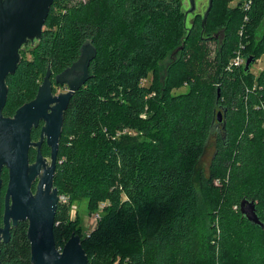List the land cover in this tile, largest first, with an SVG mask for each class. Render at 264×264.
<instances>
[{
  "label": "trees",
  "instance_id": "16d2710c",
  "mask_svg": "<svg viewBox=\"0 0 264 264\" xmlns=\"http://www.w3.org/2000/svg\"><path fill=\"white\" fill-rule=\"evenodd\" d=\"M226 1L213 0L203 30L199 16L186 27L182 0L53 2L31 59L5 79L2 115L33 99L46 72L53 80L91 41L90 78L69 101L58 144L53 186L65 198L54 219L58 250L74 234L88 264H264V66L256 77L226 69L239 50L264 60V0L233 8ZM217 27L223 40L213 64L185 60L190 42L216 41ZM178 46L180 58L158 88L157 63ZM150 72L154 83L142 85ZM184 84L187 93L170 95ZM219 107L224 131L213 123ZM1 179L5 191L6 169ZM80 199L89 213L104 204L85 236L69 217ZM243 199L255 203L263 228L240 214ZM27 229V221L11 228L2 264H32Z\"/></svg>",
  "mask_w": 264,
  "mask_h": 264
},
{
  "label": "water",
  "instance_id": "95a60500",
  "mask_svg": "<svg viewBox=\"0 0 264 264\" xmlns=\"http://www.w3.org/2000/svg\"><path fill=\"white\" fill-rule=\"evenodd\" d=\"M54 1L0 0V192L3 169L8 172L3 195L0 245L8 242L11 227L27 221L32 264H88L78 236L72 234L59 250L55 247L53 227L59 197L57 189L53 186V177L63 114L73 94L89 80V64L97 54L91 41L86 40L81 45L76 61L54 76V84L65 86V93L52 94L51 73L48 70L31 101L21 105L12 117L2 115L7 97L5 79L16 71L21 46L28 41L40 39ZM196 1L188 0L189 8L184 13L185 18L188 14L195 13ZM212 5L213 0H207V7L202 14V30ZM254 62L255 58L248 56L244 61V72H249V67ZM225 111V108L219 107L213 121L220 131L225 130L222 119V113ZM40 121L44 123L40 140L33 144L37 148L36 158L34 163L29 165L30 131L32 127H37ZM44 138L46 146L50 149L48 165L40 151ZM35 179L36 189L32 193L31 185ZM239 211L249 223L263 228L253 201L243 199L239 204Z\"/></svg>",
  "mask_w": 264,
  "mask_h": 264
},
{
  "label": "rangeland",
  "instance_id": "374dc122",
  "mask_svg": "<svg viewBox=\"0 0 264 264\" xmlns=\"http://www.w3.org/2000/svg\"><path fill=\"white\" fill-rule=\"evenodd\" d=\"M78 1L81 0H66V3L68 5H74ZM227 7H236L238 4V0H231L226 1ZM207 7V0H197L196 1V10L195 13L192 15L188 14L186 17V27L189 28L193 21L195 16L202 17L203 12L205 11V8ZM189 8L188 0H182V11H186ZM58 10V9H56ZM212 25V22L210 23V27ZM213 37H215L216 41L208 40L204 43L199 42H190L188 45V51L186 55L184 56L185 60H191L193 62V65L196 67L198 63H201L205 66V63L207 64H213L215 53L218 50V48L221 45V42L223 40V30L219 27H217V30L213 32ZM260 37V30L255 35L254 39L257 41ZM37 41L27 42L23 44L19 50V60L22 58L25 60H29L32 57L33 50L35 46L37 45ZM182 49V48H181ZM180 58V48L179 46L170 51L163 60L159 61L156 66V81L158 82V88H163L165 86V83L168 78L169 74V68L172 63L176 62ZM264 60L263 58L257 59L252 65L249 67V71L251 74L256 77L259 72L263 69L264 66ZM154 83V74L152 72L147 74V77L142 80V85L149 86ZM188 91V85L184 84L179 88L172 89L170 91V95H182L187 93ZM57 90H53V94H56ZM127 135L129 136H138V139L140 140L142 135L140 133H136L134 130L127 131ZM146 141V140H145ZM214 152L213 145H209L206 155L203 158V166L205 168L208 167L209 161L211 158V155ZM49 162V159H47ZM99 205V204H98ZM98 210V209H97ZM97 212V211H96ZM95 211L89 213L87 210V200L86 199H80L75 200L70 205V211H69V217L70 220L73 222L79 223V226L81 227L80 231L82 232V235H86L93 227L96 226L97 222L94 218ZM100 214V212H98Z\"/></svg>",
  "mask_w": 264,
  "mask_h": 264
},
{
  "label": "flooded vegetation",
  "instance_id": "af4514ba",
  "mask_svg": "<svg viewBox=\"0 0 264 264\" xmlns=\"http://www.w3.org/2000/svg\"><path fill=\"white\" fill-rule=\"evenodd\" d=\"M43 30V29H42ZM42 33V32H41ZM34 41H39V39L38 40H34ZM29 43L31 42V41H28ZM27 43V42H26ZM42 83V82H41ZM40 83V84H41ZM51 86H52V89L54 90H57V93L56 94H53V91H52V94L53 95H57V94H59V93H65L66 91H67V89H66V87L65 86H57V85H55L54 84V78H53V80H51ZM32 99H30V100H28V101H26V102H24V103H27V102H29V101H31ZM23 103V104H24ZM22 104V105H23ZM20 107V106H19ZM18 107V108H19ZM17 108V109H18ZM17 109H15L14 111H16ZM3 111V110H2ZM15 113V112H14ZM14 113L12 114V115H10V116H4V117H12L13 115H14ZM43 122L42 121H40L39 123H38V126L37 127H32V129H31V131H30V143H31V146L29 147V150H28V162H29V165H31V164H33L34 163V161H35V158H36V154H37V148L33 145V144H35V143H37L39 140H40V131H41V127L43 126ZM37 135V137L35 138V136ZM42 146H46V143H45V138H44V140H43V143L41 144V146H40V151H41V148H42ZM47 147V146H46ZM42 154V153H41ZM43 156V158H44V160H45V163L48 165L49 164V162L47 161V159H49V161H50V158H49V156H50V149H49V156H44V155H42ZM5 169V168H4ZM3 169V170H4ZM2 176V175H1ZM36 182H37V179H35V181L32 183V185H31V190H32V193H34L35 192V189H36ZM6 184H7V182H6ZM5 189H6V186H5ZM3 192H5V191H3V182H2V188H1V192H0V227H2L3 225H2V215H3V195H4V193ZM12 228V227H11ZM11 228H10V230H11ZM10 230H9V234H10Z\"/></svg>",
  "mask_w": 264,
  "mask_h": 264
},
{
  "label": "built area",
  "instance_id": "2783aa9c",
  "mask_svg": "<svg viewBox=\"0 0 264 264\" xmlns=\"http://www.w3.org/2000/svg\"><path fill=\"white\" fill-rule=\"evenodd\" d=\"M249 5H250V2H246L244 4V7H243V10L246 12L247 10H249ZM239 35L241 36L242 35V31H239ZM241 46V45H240ZM244 66V57L243 55L241 54V51H236L234 56L231 58V60L228 62L227 66H226V69L227 70H234V69H238V68H241ZM261 107L263 108L264 105L261 104ZM126 131H123L122 133H125ZM59 201L61 202H65V198L64 197H59ZM104 204H100L99 207H98V210L97 212L95 213V220L97 221L99 218H100V214L98 212L101 211V209L103 208ZM94 228V227H93ZM93 228L91 230H93ZM90 230V231H91Z\"/></svg>",
  "mask_w": 264,
  "mask_h": 264
},
{
  "label": "bare ground",
  "instance_id": "6f19581e",
  "mask_svg": "<svg viewBox=\"0 0 264 264\" xmlns=\"http://www.w3.org/2000/svg\"><path fill=\"white\" fill-rule=\"evenodd\" d=\"M244 61H245V58H244Z\"/></svg>",
  "mask_w": 264,
  "mask_h": 264
}]
</instances>
